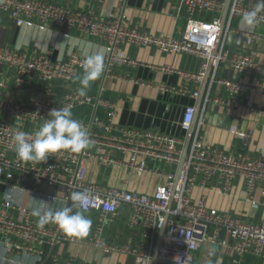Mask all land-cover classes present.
Listing matches in <instances>:
<instances>
[{"label":"built area","instance_id":"2783aa9c","mask_svg":"<svg viewBox=\"0 0 264 264\" xmlns=\"http://www.w3.org/2000/svg\"><path fill=\"white\" fill-rule=\"evenodd\" d=\"M176 18L185 19V29L179 37L153 36L139 28L126 24V15L109 12L103 16L90 10L73 9L65 5L44 0H0V12L15 24H35L58 30H73L88 38L101 41L106 48L104 78L110 74L113 65L135 62L121 58L119 47L128 43L136 46H152L165 53H183L200 60V69L189 75L199 84L212 57L210 83L217 79V72L224 64L233 72L246 75H264V65L255 61L245 51H236L229 56L226 39L229 35L242 37L246 43L264 38V13L255 28L233 27L234 20L255 5L246 0H231L218 48L212 54L217 36L224 0H169ZM241 21V20H240ZM84 57L72 54L59 61H51L43 54L26 52L19 48H0V73L7 69L18 85H24L31 78L42 82L67 81L82 72ZM164 68H162L163 70ZM168 71V69H165ZM233 91L242 89L239 84L222 79ZM4 81L0 78V188L5 186L0 200V260L2 252L8 254H33V261L25 264H57L43 262L45 246L56 243L92 245L97 248L118 252H130L137 256L139 264H150L158 232L165 224L166 232L159 247L158 255L175 264H221L211 259L214 246L236 262V258L251 254L264 264V217L256 218L255 211L264 208V155L231 153L218 147L204 146L197 132L193 133L187 155L176 185V174L166 171L179 163L184 140L177 136L158 131H142L135 128L118 127L114 122L115 105L103 93L101 84L95 95H66L60 102L54 101L42 90L36 92L30 103L7 101L1 97ZM162 92L169 89L161 87ZM198 97V91L192 93ZM205 96L203 107L197 119L198 126L203 120L204 106L209 102ZM217 103H223L216 100ZM92 105L101 106L103 114H94L87 121L79 120L87 128L95 152L103 150L102 159L107 163H120L109 155L118 151L126 156L122 162L130 171L141 175L151 173L164 176V184L157 186L152 194L128 191L125 188L102 186L85 180L83 159L94 157L95 152L85 149L80 153L59 151L50 154L46 161L25 162L17 158L13 135L19 129L34 133L49 116L53 108H74ZM195 107L187 105L180 120V128L188 131L193 120ZM30 126V127H28ZM99 131V133H98ZM101 131V132H100ZM161 164L162 166H159ZM163 167V168H160ZM9 180V181H8ZM236 180L242 182L245 199L250 201L252 214L240 216L231 211H220L206 204L205 195L197 200L192 198L195 188L208 189L212 184L221 194H227ZM43 187V189H39ZM87 190L94 199L89 211L97 212L94 234L90 238L72 237L65 234L55 223L37 227L32 216L34 199L48 202L49 207L74 204L71 195L75 191ZM27 202H24L25 199ZM170 200L171 206L168 207ZM125 207L131 229L140 227L141 240L132 247L110 248L103 242L105 225ZM88 211V212H89ZM209 244L205 258L198 261L196 253L201 244ZM63 264H73L67 260Z\"/></svg>","mask_w":264,"mask_h":264},{"label":"crops","instance_id":"0c3cea01","mask_svg":"<svg viewBox=\"0 0 264 264\" xmlns=\"http://www.w3.org/2000/svg\"><path fill=\"white\" fill-rule=\"evenodd\" d=\"M44 1L73 9L90 10L100 16L109 12L123 11L128 26L139 28L153 36L179 37L185 29V19L176 18L173 15L172 2L169 0ZM246 1L253 5L257 3V0ZM232 25L233 27L246 26L240 20H234ZM256 29L264 32L262 26ZM67 32L35 24L17 25L0 12V48L10 46L26 52L41 53L51 61H59L72 54L83 56L84 50L90 53L103 51L106 56V48L101 41L88 38L73 30ZM226 48L229 56L236 51H245L250 53L257 63L264 65V38L249 44L242 38L240 46L231 42L226 43ZM118 55L135 62V65L116 62L108 76L100 77L90 84L87 94L95 95L100 85H103V95L115 105L114 122L118 127L158 131L177 136L185 141L188 131L180 128V120L187 105L196 106L203 85V78L199 84H196L187 74L192 75L199 71L200 60L188 54L165 53L152 46H136L128 43L119 47ZM166 68L168 71L165 70ZM220 70L219 75L217 72L216 81L212 84L209 76L205 93V96L208 95L210 99L208 103L215 104L218 110L215 109L209 113L206 123L203 122L198 126L197 121L194 132H197L200 141L207 147H218L231 153L264 155V75L236 73L230 70L227 64H224ZM222 70H226L224 76ZM211 73L212 67L210 75ZM82 74L79 72L67 81L53 82H42L34 77L24 85H18L12 74L7 69H3L0 78L5 86L1 97L7 101L28 104L34 94L42 90L54 101L60 102L66 95L77 93L76 90L80 87L77 77ZM222 79L239 84L242 89L233 91L219 82ZM161 87L169 90L162 92ZM195 90L198 91L196 98L192 97ZM216 100L223 103H217ZM205 106L203 120H205ZM71 110L74 118L83 121H87L94 114L104 113L101 106L95 109L92 105L76 106ZM49 118L51 117L48 116L47 119ZM41 124L42 122L36 123L37 126ZM95 149L94 143L88 148L92 152H95ZM109 155L120 163L110 164L103 160V150H100V153L95 152L94 157L83 159L86 182L152 194L157 186L166 181L164 176L151 173L137 175L130 171L122 163L126 160V156L116 150L110 151ZM177 168L178 165L166 167V171L176 174ZM3 190L5 186L0 188V200ZM201 195H205L208 207L220 211H231L240 216H247L255 211L251 202L245 199L246 193L240 180L234 182L227 194L219 193L212 184L206 190L195 188L192 198L197 200ZM27 201L26 198L24 202ZM86 215L92 220V228L89 235L84 238H90L94 234L97 212L89 211ZM255 215L256 218L264 217V208L260 207L256 210ZM35 220L37 221L36 217ZM141 233L140 227L133 229L129 227L126 208L121 207L119 214L105 225L103 242L110 248H121L128 244L134 247L141 240ZM208 246L207 242L201 244L200 250L196 253L198 261L205 258ZM52 256L56 257L57 264H63L67 260L73 264H139L137 256L130 252L123 253L92 245L60 242L45 246L43 262L52 263ZM33 258V254L2 252L0 264H25L33 261ZM211 259L219 260L221 264H262L261 259L251 254L242 255L233 263L232 258L225 255L217 245L214 246Z\"/></svg>","mask_w":264,"mask_h":264},{"label":"clouds","instance_id":"9594fccd","mask_svg":"<svg viewBox=\"0 0 264 264\" xmlns=\"http://www.w3.org/2000/svg\"><path fill=\"white\" fill-rule=\"evenodd\" d=\"M264 13V0H257L256 5L241 15V23L249 28H255ZM81 68L83 74L77 77L80 87L77 94L87 95L90 84L101 77L105 69V54L103 51L90 53L83 51ZM34 133L19 129L13 135L17 158L25 162L46 161L50 154L59 151L80 153L91 147L92 141L87 128L81 121L73 117L68 107L53 108ZM73 206L61 204L58 208L49 207L48 202L34 199L32 216L37 218V227L43 229L46 224L55 223L65 234L72 237H87L92 228V220L86 215L94 206V199L87 190L75 191L71 195ZM75 208V210H74Z\"/></svg>","mask_w":264,"mask_h":264},{"label":"water","instance_id":"95a60500","mask_svg":"<svg viewBox=\"0 0 264 264\" xmlns=\"http://www.w3.org/2000/svg\"><path fill=\"white\" fill-rule=\"evenodd\" d=\"M230 3H231V0H224V7H223V10H222L221 19H220V25H219V33H218L216 44H215V47H214V50H213L212 54H214V52L216 51V49L218 48V45L220 43V39H221V36H222V31H223V28H224V25H225V21H226V18H227V14H228V10H229V7H230ZM231 42L234 43V45L240 46L241 43H242V38L240 36L229 35L227 37L226 43L230 44ZM211 65H212V57L208 61L207 69H206V72H205L204 77H203L202 89L199 92V97H198V100H197V103H196V106H195L194 117H193V120H192V122L190 124L189 130L187 132V136H186L185 141H184V145H183L182 152H181L180 159H179V163H178V168H177V171H176V176H175V180H174V186L176 185V183L178 181V178L180 176V173H181V170H182V166H183V163H184L186 155H187L188 147L190 145V142H191V139H192V136H193V133H194L195 124H196L197 119L199 117V114H200V112L202 110V106H203V102H204V98H205V93H206V86H207V82H208V79H209V76H210V72H211V67H212ZM220 71L221 70L219 69L218 70V75H219ZM222 73H223V76H224V74L226 73V70H224V71L222 70ZM205 109H206V113H205L204 122L206 123V121L208 120L209 113L211 111L215 110V109L218 110V108L215 106V104L210 102V103L206 104ZM171 202L172 201L170 200L168 207L171 206ZM165 232H166V227H165V224H163L162 227L160 228L159 232H158V235H157L154 247H153V252H152V257H151L150 264H175L173 261L164 260V259L160 258L159 255H158L159 247L161 245V242H162V239H163V237L165 235Z\"/></svg>","mask_w":264,"mask_h":264}]
</instances>
